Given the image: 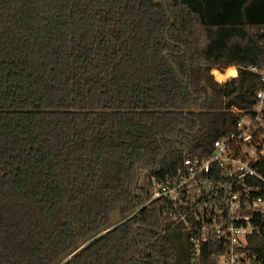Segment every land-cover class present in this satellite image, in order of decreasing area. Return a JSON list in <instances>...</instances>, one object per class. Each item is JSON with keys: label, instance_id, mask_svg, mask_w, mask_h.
<instances>
[{"label": "trees", "instance_id": "obj_1", "mask_svg": "<svg viewBox=\"0 0 264 264\" xmlns=\"http://www.w3.org/2000/svg\"><path fill=\"white\" fill-rule=\"evenodd\" d=\"M251 68L264 0H0V264H218L216 243L198 258L142 208V178L174 177L253 117ZM247 250L264 264V226Z\"/></svg>", "mask_w": 264, "mask_h": 264}, {"label": "built area", "instance_id": "obj_2", "mask_svg": "<svg viewBox=\"0 0 264 264\" xmlns=\"http://www.w3.org/2000/svg\"><path fill=\"white\" fill-rule=\"evenodd\" d=\"M250 70L264 84V70ZM257 100L253 117H241L209 157L186 159L172 178H146L149 199L142 208L158 205L172 228L183 227L198 258L204 244L216 243L218 264H258L247 241L264 226V198L256 185L264 183L256 167L264 158V85Z\"/></svg>", "mask_w": 264, "mask_h": 264}, {"label": "water", "instance_id": "obj_3", "mask_svg": "<svg viewBox=\"0 0 264 264\" xmlns=\"http://www.w3.org/2000/svg\"><path fill=\"white\" fill-rule=\"evenodd\" d=\"M123 222H124V220H123V218H122V215H121L120 210L116 211V212L111 216V219H110V228H109L106 232H108V231L114 229L115 227H117L118 225H120V224L123 223ZM83 247H84V245L81 246L80 249H82ZM80 249H79V250H80Z\"/></svg>", "mask_w": 264, "mask_h": 264}, {"label": "rangeland", "instance_id": "obj_4", "mask_svg": "<svg viewBox=\"0 0 264 264\" xmlns=\"http://www.w3.org/2000/svg\"><path fill=\"white\" fill-rule=\"evenodd\" d=\"M227 72H228V71H226V72L215 71V72L213 73V70H212V74L214 75V78L216 77V79L222 80L221 83H223L224 81H228L229 79H231V78H227V79L224 80L225 76H227V75H226ZM233 78H234V77H233ZM219 80H218V81H219ZM147 177H148V174L145 173V174L143 175V178H142V184L146 181V178H147Z\"/></svg>", "mask_w": 264, "mask_h": 264}, {"label": "bare ground", "instance_id": "obj_5", "mask_svg": "<svg viewBox=\"0 0 264 264\" xmlns=\"http://www.w3.org/2000/svg\"><path fill=\"white\" fill-rule=\"evenodd\" d=\"M227 76H225L224 80L230 77H234L237 75V72L235 69H229L228 72L226 73ZM219 80V79H218ZM220 82H222V80H219Z\"/></svg>", "mask_w": 264, "mask_h": 264}, {"label": "crops", "instance_id": "obj_6", "mask_svg": "<svg viewBox=\"0 0 264 264\" xmlns=\"http://www.w3.org/2000/svg\"><path fill=\"white\" fill-rule=\"evenodd\" d=\"M231 69H235L236 70V68H231ZM236 72H237V70H236ZM237 76H238V72H237V75L234 76V77H237ZM230 78H233V77H230ZM225 82H227V81H224L223 83H225Z\"/></svg>", "mask_w": 264, "mask_h": 264}]
</instances>
